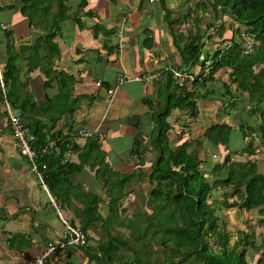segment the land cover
I'll list each match as a JSON object with an SVG mask.
<instances>
[{
	"label": "crops",
	"instance_id": "0c3cea01",
	"mask_svg": "<svg viewBox=\"0 0 264 264\" xmlns=\"http://www.w3.org/2000/svg\"><path fill=\"white\" fill-rule=\"evenodd\" d=\"M143 1L155 2L87 0L84 4L83 0H66L70 6L68 11L70 18L62 20L59 16L55 18L54 15L56 12L60 13L59 3L61 5L62 0H50L48 6L44 3L37 10L33 7L32 0L27 2L0 0V75L3 82L8 60L11 58L16 61L13 72L16 78H11L8 84L4 82L6 92L3 91L0 82L4 97L8 92L14 91L16 94L14 97L19 95L22 102L28 103L27 107L32 116L50 122L46 114H52L54 111L47 113L45 108L49 105L48 98L59 93L57 75L62 72V88L70 92L66 98H62L58 107L62 109L66 104L72 106L73 110H67L62 114L55 130L68 132L77 126L94 128L100 124L106 134L102 140L99 139L105 156L103 165L106 163L123 174L132 173L141 165L132 154V148L138 133L146 137L147 141V135L152 131L154 125L152 111L145 100L154 102L162 100L161 91L165 86L167 74H159L160 71L166 67L183 66V58L175 44V38L180 44H185L198 28L208 30L218 27L221 25L218 22L222 20L219 16L215 22L211 21L210 17H206L210 16L208 11L202 13L196 11V14L194 11H147V8H143ZM88 12H93L94 15H88ZM190 14L195 16L191 20L193 24L188 20ZM75 15L81 17V26L74 19ZM176 19L178 21L172 23ZM209 24L212 27H208ZM3 25H6V28ZM51 36L52 39L49 40ZM227 36L228 34H225L224 38ZM202 42L204 44V41ZM208 49L203 48L201 59L206 56ZM48 67L53 68L52 71L48 70ZM200 70L201 64H196L191 69L195 73H199ZM119 76H124L126 82L116 87ZM48 81H51L50 85L47 84ZM218 81L221 87L219 77ZM230 82L231 79L226 83ZM106 83L109 86H106ZM208 86L212 87L209 82ZM109 88H116L112 101L108 99H111L107 93ZM206 88L199 87V91L204 92ZM231 90L236 91L235 84L231 85ZM106 100H109L111 106L115 103L114 114L109 116L110 113H103L95 120L90 118L91 115L93 117L98 115L99 105ZM203 101L205 99L198 100L200 114L196 121L192 120L188 113L180 114L178 111H174L176 114L173 113L174 116L169 118L172 125L170 130L177 133L175 135L169 131L173 148L176 147L173 139L180 142L182 137L180 135L182 124L192 122L187 128L193 134L203 130V125H196L197 122H201L205 110L201 103ZM215 102L220 104L218 100ZM32 103L39 104L40 108L33 110ZM243 107L241 102L238 103L229 109L228 115L243 113ZM13 111L21 114L20 110ZM49 125L51 126V123ZM204 132L203 130L202 133ZM88 141L85 138H73L67 144L64 161L78 163L79 152L86 147ZM148 152L150 150L145 153ZM199 156L205 159L201 156V151ZM145 157L141 167L147 171L152 161L146 154ZM98 166L100 164L94 168L86 164L80 170L69 174L62 183V211L65 218L76 225L83 219V202L80 199L82 194L84 195L85 191L102 190L103 184L95 176ZM143 181L135 185V188L145 184V180ZM134 194L135 192L127 197L134 200L136 199ZM52 198L56 202L51 191L43 187L42 181L32 171L30 160L18 151L14 143L5 99H2L0 91V264H26L29 259L45 251L48 242L63 231L64 224L58 216ZM110 200L111 198L107 196L106 207ZM258 214L259 218L264 219V215ZM246 223L251 229L252 223L256 221L250 217V220L246 218ZM261 224L264 229V222L261 221ZM249 228L247 232H251ZM87 232L90 234L91 242L95 243L94 235L90 230ZM248 250L249 247L247 253ZM248 257L249 254L247 264ZM257 259L258 257L255 258L256 264ZM46 264H100V262L87 249L75 246L51 254Z\"/></svg>",
	"mask_w": 264,
	"mask_h": 264
},
{
	"label": "trees",
	"instance_id": "16d2710c",
	"mask_svg": "<svg viewBox=\"0 0 264 264\" xmlns=\"http://www.w3.org/2000/svg\"><path fill=\"white\" fill-rule=\"evenodd\" d=\"M32 1L37 10L44 3L48 6L50 0ZM160 2L164 11H171L167 8L165 0ZM83 3L86 4L87 0H83ZM213 5L219 10L216 11L217 16L220 12L223 16L231 15L240 20L247 29L243 33L239 30V40L232 37L225 46L218 47L213 52L208 50L203 59L201 56L204 44L199 28L185 44H180L175 38V44L183 58L181 69L191 70L196 64H201V70L195 81L184 86L178 85L176 79L167 73L162 100H145L152 111L154 125L150 135H147V141L146 137L137 134L132 154L138 164L143 165L145 152L154 151L155 157L152 159L149 174L141 165L132 173L126 174L115 171L106 163L103 165L105 156L101 150L102 139L96 138L88 139L86 147L80 150L78 163L64 161L67 144L74 137L69 133L70 130H55L62 114L73 110L72 106L66 104L62 109L58 107L62 98H66L70 92L62 88V72L57 75L59 93L48 98L49 105L45 108L47 113H54L46 114L44 111L50 122L32 116L27 107L28 103L22 102L19 95L14 97V91L6 95L11 107L21 111L23 123L35 134L34 148L49 149L45 154L39 152L36 163L40 167L46 165L43 169L44 182L61 207L62 183L67 176L86 164L93 168L100 164L95 170V176L103 184L101 192L85 191L80 197L83 202L81 228L84 231L91 228L99 231L101 227L103 230L102 237L94 245L90 242L89 245L81 247L96 256L100 264H247L249 246L257 251L263 249L258 252L257 264H264V245H256L252 241L253 235L249 232H240L238 239L230 246L231 234L221 230V217L216 209L237 207L250 211L257 208L259 213L264 215V172L260 171L257 159L240 161L236 157L246 153L253 156L252 154L256 153V136L252 138L250 133L260 136L258 142L264 148V0H215ZM69 9L66 0H62L61 5L59 3L60 13H54L55 18H70ZM25 11L24 9L23 13ZM88 15L94 13L88 12ZM74 19L81 26V17L75 15ZM177 21L178 19L172 23ZM208 27L212 25L209 24ZM219 30L221 40L226 41L223 23ZM247 35L250 37L248 41ZM51 39L52 36L49 37V40ZM52 45L55 46L54 43ZM249 46L254 53L249 52ZM209 60L212 61L213 67L204 76ZM15 67L16 61L10 58L3 73L5 84H8L11 78H16V74H13ZM48 68L50 71L53 69ZM222 69L229 71L231 82H223L221 90L209 88L208 82L212 86L218 84L216 75ZM47 84L50 85L51 81ZM232 84L236 85L235 92L231 90ZM106 86L109 84L106 83ZM198 86L207 87L206 92L199 91ZM0 91L4 100L2 89ZM201 98L220 102L218 110L222 112L217 114L220 121L214 122L203 134L211 147H220L221 152H226L222 162L210 163L200 158L201 141L191 137L192 135L189 139L185 137L187 132L191 133L187 125L190 126L192 122L180 126V137L184 139L180 138L182 143L177 147L173 148L169 138L172 128L169 118L176 114L174 111L180 114L188 113L189 117L196 121L200 114L198 100ZM240 102L249 106L255 123L241 122L239 127L235 128L222 121V117L228 115L229 109ZM32 107L33 110L40 108L37 103H32ZM233 132H237L240 141L245 143L243 147L240 145L241 150L231 140ZM203 163H206L209 173L201 168ZM146 175L153 185L148 200L152 207L151 214L141 205L134 217H121L120 201L133 192L138 195L141 187L135 188V185L144 182L143 180L146 183V179L142 180L143 177L147 178ZM123 189L130 191L124 194ZM221 193L224 196L222 203L218 199ZM107 196L111 200L106 207ZM140 202H143L141 198ZM103 206L106 207L105 213L101 210ZM262 221L264 222V219ZM122 225L130 229L128 235L119 229L118 226ZM210 235L215 237L213 243L208 238ZM153 244L162 247L164 258L157 256Z\"/></svg>",
	"mask_w": 264,
	"mask_h": 264
},
{
	"label": "rangeland",
	"instance_id": "374dc122",
	"mask_svg": "<svg viewBox=\"0 0 264 264\" xmlns=\"http://www.w3.org/2000/svg\"><path fill=\"white\" fill-rule=\"evenodd\" d=\"M133 1L138 2L139 0H133ZM154 1H155L154 3H151V1H147V2L143 1V3H144L143 8H147V11H164V9L161 7L159 0H154ZM214 1L215 0H166V4L169 8H171V11H194L195 14L197 13L196 11H201L199 13H202V11L203 12L208 11L207 13H209L210 16L206 15V17H210V20L215 22L216 19H218V17L220 16L221 12L217 16L216 11H219V10H216V8L214 7V5H213ZM174 14H176V13H174ZM35 15H37V13ZM221 17H222L221 18L222 20H221V22H218V23L224 24L225 34H228V36L226 37L227 40L226 41L221 40V37L219 34L220 33L219 29H220L221 25L218 27L210 28L208 30L201 29V33H202V31L204 32V34H202V41H204V45H205L204 50H207L208 48L210 50H215L218 47H223L227 44V42L228 43L230 42V39L232 37L239 40L241 37V35L239 34V30L241 33H243V31H245L247 29L246 26L240 20L231 17V15L225 14L224 16L222 15ZM188 18H189L188 20H189L190 24H193V22H191V20L194 19L195 16L190 14ZM209 32H211V34H208ZM246 37H247V39H246L247 41L250 40L249 39L250 37L248 35ZM186 40H187V37H186ZM208 46H210V47H208ZM248 49H249L250 53H254L253 49H251L250 46ZM256 68L258 69L257 66H256ZM218 77L220 79L221 87H222L223 81H225V80H226V82L230 81V75L227 73V70H225V69H222L221 71L218 72ZM212 87L221 90V87L219 86V84H214ZM107 93H108V89H107ZM115 93L114 94L108 93L111 96V99L110 98H108V99L112 101V98L115 96ZM162 93H163V91H161V94ZM109 100L103 101L101 103V105H99L100 110L98 112V115L95 117H93V115H91L90 118L95 120L96 118L100 117L103 113H105V114L110 113L109 116L113 115L114 112L116 111L115 110L116 109L115 103L113 106H111V103H109ZM201 103L205 107V110H204L203 115L201 116V122H199V123L197 122L196 125L197 124L203 125V130L205 131L214 122L220 121L218 119L217 114L222 112V111H220V109L219 110L217 109V105H219V103L215 102L212 99L210 100V102H206V100H205ZM123 106H125V105H123ZM243 106H244L243 107V110H244L243 113H238V114L233 115V116L225 115L222 117V121H225L226 123L232 124L233 127H235V128H238L241 122H245L246 124L255 123V121H254L255 117L250 115L249 106L247 104H243ZM258 120H257V122H259ZM195 126L193 128H195ZM202 131H199L195 134L187 132L186 139H189L190 135H192L191 137H193V138L198 136L199 140L201 141V145H199V150L201 151V156L203 158H205L206 160H208L210 163H218V161L222 162V159H223L226 152L225 151L221 152L220 147H218V148L211 147L210 144L208 143L206 136H204ZM170 133L171 134L174 133L175 135L177 134V133H175L174 130H172V131L170 130ZM250 136L252 138H255V136H256V138H257V139L255 138V143H254L255 144L254 147L257 150L256 153L252 154L253 156L248 155V153H246L243 156H236V157L240 161H244V160L249 159V158L257 159L258 163H259L260 171L264 172V148L261 147L260 143L258 142L260 136L257 135L256 133H250ZM172 137H173V135H172ZM173 140H174V142H173L174 146L177 147V143L179 141L176 142L175 138ZM231 140L235 146L239 147L238 149H240V150L245 145L244 142L242 143L240 141V138H239V135L237 132L232 133V139ZM180 143H182L181 140L178 143V145ZM240 145H242V147ZM223 147H225V146H223ZM240 150H238V151H240ZM150 152L145 153V154L148 156V159H150L152 161V159L155 157L154 156L155 153H154V151H151V150H150ZM204 165L205 164L201 165V168L203 170H206L207 173H209L207 166L206 165L204 166ZM150 171H151V166L149 165L147 168V173L149 174ZM146 177H147V175H146ZM211 177L212 176H210V178ZM132 181L135 182L134 180H132ZM140 187H141V192L138 195L136 194V192L134 194V197H136V199L132 200V198L130 199L129 197H127L125 199V197H124V199H122L120 201V208L122 210H120L119 215L121 217H134L137 214V212H139L138 210L140 209L139 207L141 205L143 206L144 210L148 211V213L151 214L152 207H151V204L148 202V200L151 197L150 191H151L153 185H151V183L149 182L148 177L146 178V183L141 185ZM123 190H124L123 191L124 194H127V192L130 191L129 189H126V190L123 189ZM117 192H119V191H117ZM140 198L143 200V202H140ZM218 199H219L220 203H222L224 201V196L222 193L219 194ZM229 201L231 202L232 199H230ZM216 209L218 211L217 213H219V215L221 217V220L219 221V226L221 227V230L227 231L228 233L231 234L230 246H232L234 244V242L238 239L239 233L241 231L247 232L246 230L249 227H248V224L246 223V218L248 220H250V217H253V221H256V223H252L253 228H251V229L249 228V231H251L249 233L251 235H253L252 241L258 246L261 244L264 245V229H263V226L261 224L262 218H259V216H260L258 214L259 211L256 212V210H258V209H256V210L254 209L255 212L254 211L253 212H247V210H245V209H241V211H240V209H236V208H231V209L220 208L218 210V207H217ZM101 210H102V212L105 213L106 207L103 206L101 208ZM78 226H81V223L78 224ZM118 227L126 235H128L130 233V229L127 226L122 225V226H118ZM90 231L94 235V238H96V241L99 240L100 237H102V231L103 230L101 227H99V231H96L92 228L90 229ZM92 238H93V236H92ZM208 238H209L210 242L213 243L215 237L210 235V236H208ZM95 243H93V245ZM153 245H154V248L156 249L154 251L157 254V256L160 258H164L165 254L161 251L162 247L158 244L157 245L153 244ZM213 248L214 249L216 248L215 244H213ZM262 251H257L256 249L249 246V250H248L249 264H256V260H255V258L257 257L256 253L262 252ZM251 254H253V255H251Z\"/></svg>",
	"mask_w": 264,
	"mask_h": 264
},
{
	"label": "built area",
	"instance_id": "2783aa9c",
	"mask_svg": "<svg viewBox=\"0 0 264 264\" xmlns=\"http://www.w3.org/2000/svg\"><path fill=\"white\" fill-rule=\"evenodd\" d=\"M3 27L6 28V25H3ZM212 64L213 63L211 60L207 62L206 71L203 73L204 76H206L209 73L210 69L213 67ZM163 73L166 74L170 73L176 79L178 85L180 86H184L185 84H191V82L195 81L198 78V73H195L189 69H181L178 67H166L165 70L160 71L159 74H163ZM0 82L3 91L6 92L2 78ZM125 82H126V78L124 76H119L116 81V87H119ZM115 91L116 88L108 89V93L110 94H114ZM5 104H6L10 129L13 134L14 143L18 151L23 156L27 157L30 160L32 171L36 173L38 178L42 181L43 187L46 190H49L48 186L44 182V174H43V169L46 168V165L40 167L36 163V159L39 155V152L41 154L47 153L49 151L48 147L34 148V141L36 138L35 134L28 126H26L23 123L20 114L13 111L6 95H5ZM69 133L72 134L74 138H85V139H90V138L103 139L106 135L100 124L94 128L83 125L77 126L72 130H70ZM53 205L56 211L58 212L59 218L64 224V229L60 234H58L55 237V239L50 240L48 242L45 251L29 259V261L26 264H46L48 257L53 253H56L60 250L64 251L67 248H71L75 246H87L91 242L89 234L86 231H84L80 226L76 225L72 221H69L68 219L65 218L60 204L56 203L53 200Z\"/></svg>",
	"mask_w": 264,
	"mask_h": 264
},
{
	"label": "clouds",
	"instance_id": "9594fccd",
	"mask_svg": "<svg viewBox=\"0 0 264 264\" xmlns=\"http://www.w3.org/2000/svg\"><path fill=\"white\" fill-rule=\"evenodd\" d=\"M90 235V234H89ZM247 256H248V253H247Z\"/></svg>",
	"mask_w": 264,
	"mask_h": 264
},
{
	"label": "bare ground",
	"instance_id": "6f19581e",
	"mask_svg": "<svg viewBox=\"0 0 264 264\" xmlns=\"http://www.w3.org/2000/svg\"><path fill=\"white\" fill-rule=\"evenodd\" d=\"M87 232V231H86ZM88 233V232H87ZM89 234V233H88Z\"/></svg>",
	"mask_w": 264,
	"mask_h": 264
}]
</instances>
